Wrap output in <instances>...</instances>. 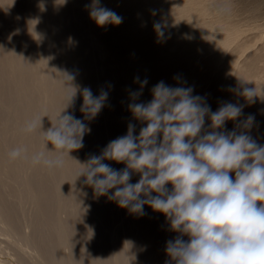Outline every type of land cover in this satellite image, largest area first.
<instances>
[{"label": "bare ground", "instance_id": "obj_1", "mask_svg": "<svg viewBox=\"0 0 264 264\" xmlns=\"http://www.w3.org/2000/svg\"><path fill=\"white\" fill-rule=\"evenodd\" d=\"M194 1L190 3L194 11L187 16L198 11ZM174 2L170 4L176 7ZM182 2L175 9L185 8ZM92 3L0 0V223H4L0 229L9 236V243L18 246L12 247L19 249L15 251L21 264L31 262L30 255L27 260L23 257V245L38 254L37 264H175L166 253V244L179 234L170 230L163 214L148 205L144 206L145 215L132 214L108 195H97L84 182L86 177L77 179V173L90 155H100L110 141L126 135L129 123L135 125L134 135H139L146 125L129 111V93L142 91L136 102L147 103L152 99L151 89L160 81L173 87L192 86L193 95L205 97L212 111L221 102L243 105V114L236 122L227 121L223 130L245 132L264 145V43L251 48L259 33H250L233 45L235 37H229L233 33L228 32L236 24L222 22L226 33L211 32L214 24L205 25L211 20L204 23L206 19L196 18L195 13L203 10L193 13L195 20L191 14L184 15L186 9L176 12L173 8L183 14H173L175 17L161 15L164 9L159 7L168 4L165 0H100V6L114 10L123 21L118 26L99 27L86 7ZM227 25H232V31ZM243 30L233 32L243 36ZM246 47L251 50L239 58ZM136 77L147 80L142 89L134 82ZM85 87L94 95L102 89L108 92L105 106L91 120L81 112ZM245 87L256 89L251 100L239 94ZM66 106L65 112L91 129L83 136V147L66 154L62 168L33 164L32 155L45 151V142L39 131H24L26 123L47 116L42 118L41 129L46 131ZM249 114L255 120L246 128L243 122ZM210 123L206 117L204 131H211ZM18 147L26 153L10 158L9 153ZM47 148L53 149L51 143ZM104 163L115 169L125 167L109 160ZM231 175L234 178L235 174ZM139 178L133 174L130 182ZM167 187L171 189V185ZM25 226L30 227L29 232Z\"/></svg>", "mask_w": 264, "mask_h": 264}, {"label": "clouds", "instance_id": "obj_2", "mask_svg": "<svg viewBox=\"0 0 264 264\" xmlns=\"http://www.w3.org/2000/svg\"><path fill=\"white\" fill-rule=\"evenodd\" d=\"M86 7L99 27L123 21L114 10L100 6V0ZM134 82L141 89L147 84L139 77ZM193 91L192 86L173 87L160 81L147 103L136 102L142 91H130L128 109L146 126L137 136L135 125L129 123L126 135L110 141L100 155H90L77 179L86 177L84 182L97 195H108L132 214L145 215V205L163 214L170 230L179 234L166 244L175 264H264V145L245 132L223 130L227 121L236 122L243 114V105L221 102L212 111L206 98ZM255 93V88L245 87L239 94L251 100ZM81 94V112L91 120L105 106L108 92L102 89L94 95L85 87ZM74 96L75 92L68 97L67 106ZM67 106L46 131L41 129L47 116L26 123L24 131H39L45 142V151L32 155L33 164L62 168L65 155L83 147V136L91 129L65 112ZM206 117L211 131H204ZM254 120L249 114L243 127ZM26 151L18 147L9 156L21 158ZM53 152L54 156L47 154ZM105 160L125 167L115 169ZM133 174L140 177L134 184Z\"/></svg>", "mask_w": 264, "mask_h": 264}, {"label": "rangeland", "instance_id": "obj_3", "mask_svg": "<svg viewBox=\"0 0 264 264\" xmlns=\"http://www.w3.org/2000/svg\"><path fill=\"white\" fill-rule=\"evenodd\" d=\"M167 3H168V1L169 0H165ZM171 1L172 2H176V7H174L172 4H170L171 3ZM171 1H169V3L167 4L168 6L170 5V7H168L166 4V6H160L159 8H160V10H163L164 9V11H160V10H158V12L160 11V14L162 15V14H164V15H168V16H174L175 14L177 15V16H179L180 14L179 13H181V12H178V14L177 13H175V11L177 10V11H186V10H189V11H186V12H183L184 13V15L185 16H187V13H189L190 12V10H191V12L192 11H194V7L190 4V3H192L193 2V0L191 1H189L188 3L190 4V6H189V4H187L185 1L186 0H184V2L186 3V7H193V8H184V7H182L181 9L179 8V10L178 9H175V8H177V5L178 6H182L179 2H182L183 0H171ZM196 1V0H195ZM195 1H194V6L196 7V8H198V9H196V10H203L204 12H202L201 14H200V11H199V15L197 14V13H195V12H198V11H195V12H193V13H195L196 15H197V17L195 16V14H191V17L192 18H194L192 15H194L196 18H198L199 17V19H201V20H203V19H206V20H203V22L205 21V22H207V21H209V20H211V22H207V23H205V25L206 24H208V23H210V25L212 24H214L213 26H210V28H209V26H207L206 25V27L207 28H209V30H211V32H215L216 34L218 33V34H220L221 32L220 31H222L223 33H226L227 31V29H222L221 28V26H225V24H223L224 22L225 23H228V22H230V24H236L237 26H239V28L235 25V27H234V30L236 31V29H238L239 31L241 30V29H248L249 28V30L248 31H246V30H243L244 32H246V33H248V34H244L242 31L240 32V33H242V34H244L243 36L241 35V34H239V31H238V33H236L235 34V32H233L232 31V29H231V27H232V25H230V28H229V26H228V29H230L232 32H228V33H230V34H232V35H229V37H231V38H236L237 36V40L235 39H232L231 41H235V42H237V43H239L240 42V39L242 40V39H244V36H247V35H249L250 33L252 34H257V33H259V35L257 34V36L256 37H258V38H256L255 37V39L253 40V44L252 45H254V46H250L251 48H255V47H258V46H260V43H264V0H198V3H197V1H196V3H195ZM174 2V3H175ZM180 5H179V4ZM185 3H184V5H185ZM182 4H183V2H182ZM199 4V5H198ZM212 4V5H211ZM214 4V5H213ZM223 4V5H222ZM164 5V4H163ZM172 5V6H171ZM183 5V6H184ZM188 5V6H187ZM205 5L206 6H208V7H206L205 8ZM212 7H211V6ZM217 5V6H216ZM204 6V7H203ZM169 9V13H171V14H169V13H167L168 12V9ZM174 8V10H172ZM184 8V10H182ZM203 8H205V9H203ZM209 8V9H208ZM228 8V9H227ZM186 9V10H185ZM207 9V10H206ZM213 9V10H212ZM217 9V10H216ZM237 9V10H236ZM167 10V11H166ZM172 10V11H171ZM216 10V11H215ZM174 11V12H173ZM176 11V12H177ZM161 12H163V13H161ZM164 12H166V13H164ZM207 13V14H206ZM215 13V14H214ZM224 13V14H223ZM233 13H234V15H233ZM174 14V15H173ZM182 14V13H181ZM190 14H188V16L190 15ZM175 15V16H176ZM183 15V14H182ZM213 15V16H212ZM233 15V16H232ZM174 16V17H175ZM187 16V17H188ZM200 16H202L201 18H200ZM216 16V17H215ZM223 16V17H222ZM210 17V18H209ZM232 17V18H231ZM235 17V18H234ZM203 18V19H202ZM215 18V19H214ZM220 18H222L221 20H220ZM208 19V20H207ZM227 19V20H226ZM194 20H195V18H194ZM201 20H198V21H200L201 22ZM223 20V21H222ZM229 20H231V21H229ZM221 21V22H220ZM236 21V22H235ZM239 21V22H238ZM196 22H197V19H196ZM203 22H201V23H203ZM214 22V23H213ZM223 22V23H222ZM242 22V23H241ZM193 23V22H192ZM218 23H219V25H218ZM252 23V24H251ZM254 23V24H253ZM258 23V24H257ZM262 24V25H261ZM248 26V28H246ZM257 26V27H256ZM190 27V26H189ZM212 27H214V28H212ZM192 28V27H191ZM190 28V29H191ZM225 28V27H224ZM227 28V27H226ZM188 29V28H187ZM189 29V31H191ZM220 30V31H219ZM223 30H225V31H223ZM230 30H228V31H230ZM251 30V31H250ZM258 30V31H257ZM188 31V30H187ZM257 31V32H256ZM237 32V31H236ZM236 36H235V35ZM240 35V36H239ZM243 37V38H242ZM261 37V38H260ZM229 40H230V38H229ZM230 41V42H231ZM239 41V42H238ZM261 41V42H260ZM229 41H228V44L230 43ZM234 42V44L233 45H235V44H237V43H235ZM255 44H258V46L257 45H255ZM231 47H227L228 49H231L232 47H233V45H232V42H231ZM229 45V46H230ZM250 47H246V48H244L242 51H243V53L241 52V55H240V57L239 58H242V57H244V56H246V54L249 52V49H250ZM249 48V49H248ZM248 50V51H247ZM251 50V49H250ZM244 51H245V53H244ZM242 54H244L243 56H242ZM28 205H30V204H26V207L28 206ZM28 209L30 208V206L29 207H27ZM1 222V221H0ZM1 226H4V223L2 222V223H0V227ZM29 227V226H28ZM30 228V227H29ZM29 228H27L26 226H25V228H24V230H26V232H29L30 231V229ZM2 232V233H1ZM5 232H3V230L2 229H0V253H1V255H0V264H10V263H12V264H21V263H19L20 261H19V254H17V252L15 251V249L16 248H18V246H15V244L14 243H11V240H10V243H9V240H7L8 239V235L7 234H5ZM8 237H7V236ZM5 239H6V241H5ZM5 243H7V244H5ZM9 243V244H8ZM3 244V245H2ZM6 245H8V247L6 248ZM11 245V246H10ZM12 246H14V247H16L15 249H14V247H12ZM12 247V248H11ZM7 250H6V249ZM9 248V249H8ZM11 248V249H10ZM14 251H13V250ZM23 249H25V250H23V251H25L24 253H23V255H25V256H23L26 260L28 259V257H30L31 256V258H29L28 260L29 261H31L30 262V264L32 263H35V264H37V262H35V261H38V259H39V256H38V254L35 252V251H32V249L29 247L28 248V246H26V245H23ZM26 249H28V250H26ZM30 249H31V251H30ZM4 250V251H3ZM17 250V249H16ZM68 250V249H67ZM67 250H65V251H67ZM3 251V252H2ZM17 251H19V249L17 250ZM20 252V251H19ZM18 252V253H19ZM30 252V253H29ZM33 252V253H32ZM4 253H6V255L4 254ZM28 253V256L26 255ZM32 253V254H31ZM37 255H36V254ZM8 254V255H7ZM10 254V255H9ZM34 254V255H33ZM30 255V256H29ZM36 256V257H35ZM35 257V258H34ZM16 258H17V260H16ZM31 259V260H30ZM7 260V261H6ZM4 261V262H3ZM34 261V262H33ZM6 262V263H5ZM8 262V263H7Z\"/></svg>", "mask_w": 264, "mask_h": 264}]
</instances>
